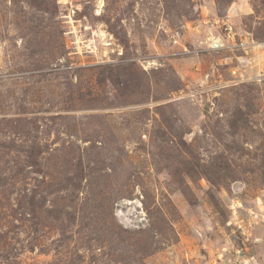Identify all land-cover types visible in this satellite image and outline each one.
I'll list each match as a JSON object with an SVG mask.
<instances>
[{
    "label": "rangeland",
    "instance_id": "rangeland-1",
    "mask_svg": "<svg viewBox=\"0 0 264 264\" xmlns=\"http://www.w3.org/2000/svg\"><path fill=\"white\" fill-rule=\"evenodd\" d=\"M245 37L264 0H0V264H264Z\"/></svg>",
    "mask_w": 264,
    "mask_h": 264
},
{
    "label": "built area",
    "instance_id": "built-area-1",
    "mask_svg": "<svg viewBox=\"0 0 264 264\" xmlns=\"http://www.w3.org/2000/svg\"><path fill=\"white\" fill-rule=\"evenodd\" d=\"M215 43L216 42H214V44ZM262 44H264V43H262ZM258 46L262 47V57L264 58V46L259 44V43H256L254 39H250V37H245L244 39H241L239 44H238V47L246 48L245 49L246 54H249V52L252 51L253 47H258Z\"/></svg>",
    "mask_w": 264,
    "mask_h": 264
},
{
    "label": "water",
    "instance_id": "water-1",
    "mask_svg": "<svg viewBox=\"0 0 264 264\" xmlns=\"http://www.w3.org/2000/svg\"><path fill=\"white\" fill-rule=\"evenodd\" d=\"M215 46H219L218 44H217V42L214 44Z\"/></svg>",
    "mask_w": 264,
    "mask_h": 264
}]
</instances>
